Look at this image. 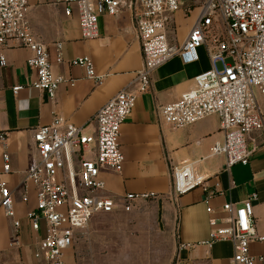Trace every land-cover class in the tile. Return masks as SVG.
<instances>
[{
  "label": "crops",
  "instance_id": "0c3cea01",
  "mask_svg": "<svg viewBox=\"0 0 264 264\" xmlns=\"http://www.w3.org/2000/svg\"><path fill=\"white\" fill-rule=\"evenodd\" d=\"M66 9L59 0H29L28 19L33 31L49 50L54 74L68 81L60 86L54 101L29 87L17 95L13 93V87L26 86L36 79L28 65L32 56L28 48L11 41L0 53L7 61L6 67H0V136L6 137L5 144L0 141V183L6 182L13 192L21 222L17 232L13 221L0 209V264H40L33 251L41 234L32 231L27 219V212L36 203L32 187L30 202L23 203L21 198L28 169L38 157L35 129L62 117L92 133L97 112L123 89H133L136 74L143 67L131 11L102 16L99 37L88 40L83 37L76 8L71 15ZM183 10L176 16H182ZM198 13L199 8L183 39L175 42L168 36L171 44H183ZM58 43L63 45L62 63L56 61ZM213 48L211 43L201 47L198 61L190 64L174 57L153 73L149 93L138 97L134 111L121 128L123 171L102 174L105 194L119 205L112 213L97 214L91 220L85 235L68 249L66 264H106L109 247L150 248L153 255L146 258L149 264H230L235 253L230 242L202 243L209 240L211 218L221 220L226 216L222 211L226 203L241 206L254 194L258 198L254 202V224L257 233L264 236V133L252 135L258 148L249 164L228 169L224 156H212L214 144L224 138L219 117L210 116L183 129L162 124L161 109L192 89L198 75L213 68L209 54ZM83 56L90 57L96 73L105 78L101 85L88 79L85 69L70 65L71 60ZM4 155L9 156L8 173L4 172ZM183 163H193L194 173L206 179L211 190L219 187L220 192L208 204L207 192L202 188L179 197L173 195L172 169ZM145 193L155 197L133 202L130 211L124 209L125 195ZM208 207L213 209L212 215ZM107 220L113 221L117 239L108 240L104 235ZM180 244L191 247L179 251ZM250 252L255 264H264V242H252ZM119 254L121 257L122 251Z\"/></svg>",
  "mask_w": 264,
  "mask_h": 264
},
{
  "label": "built area",
  "instance_id": "2783aa9c",
  "mask_svg": "<svg viewBox=\"0 0 264 264\" xmlns=\"http://www.w3.org/2000/svg\"><path fill=\"white\" fill-rule=\"evenodd\" d=\"M186 0H59L71 15L73 7L85 39L99 37V20L104 15L132 13L137 37L143 53V67L136 74L133 89L125 88L95 115V130L87 133L62 117L34 131L38 157L31 163L23 183V203L35 193V207L27 212L31 229L41 238L35 244L34 259L40 264H66L65 256L74 242L84 236L97 214L112 213L118 201L107 196L102 174L121 173L125 156L119 138L121 128L135 109L139 96L149 93L152 75L161 66L179 56L185 64L198 61V50L211 43L209 52L213 68L195 78V86L161 109L162 124L172 129L190 127L210 116L221 121L224 138L212 148V156H224L226 167L248 165L258 146L252 135L264 133V0H205L199 5L197 19L182 45L171 44L168 25L182 10ZM29 0H0V53L9 42L28 48L32 56L29 67L36 79L26 85L13 87V93L26 87L43 92L54 101L59 88L68 81L56 76L46 45L37 37L28 19ZM191 9L188 10L190 13ZM219 16L224 26L221 36L211 35L214 20ZM57 63L64 61L63 45L57 46ZM7 65L0 55V67ZM71 66L85 69L88 79L101 85L105 78L96 73L88 56L70 61ZM74 86L73 81L70 82ZM5 144L6 137L0 136ZM249 142L253 147L249 148ZM86 155L90 156L89 158ZM10 171L9 156L4 155V172ZM202 188L207 192L205 202L220 192L211 190L206 179L194 173L193 163L173 166L172 191L179 197ZM153 193L127 194L122 198L124 209L138 200H150ZM251 195L241 206L226 203V216L211 218V233L204 245L230 242L234 257L230 264H255L250 245L264 242L254 224V202ZM0 209L13 221L18 232L15 196L6 182L0 183ZM210 215L214 213L208 207ZM14 246V244H13ZM191 247L180 244L179 251ZM175 264H180L179 262Z\"/></svg>",
  "mask_w": 264,
  "mask_h": 264
},
{
  "label": "rangeland",
  "instance_id": "374dc122",
  "mask_svg": "<svg viewBox=\"0 0 264 264\" xmlns=\"http://www.w3.org/2000/svg\"><path fill=\"white\" fill-rule=\"evenodd\" d=\"M205 0H186L185 5L183 4L182 9H184V13L182 16L178 17L176 14L174 15V20L169 23L168 25V36L169 38H173V40L176 42L178 40L183 39V37L186 35L187 31L189 30L190 22L193 19V16L195 15L197 9L199 8L200 4H203ZM190 13L188 10H190ZM214 26L212 27L211 35H218L221 36L224 33V26L222 24V20L220 19L219 16L216 17L214 20ZM258 98L260 99V96L258 95ZM262 103V98L260 100ZM87 158L90 156L86 155ZM109 221V220H107ZM114 223L113 221H109L106 223L105 228L106 232L104 235L108 237V240L111 239H117L118 238V232L114 229ZM122 251V255L120 257V252ZM107 263L106 264H149L146 260L150 259L151 255H153V251H151L150 248H125V249H120L118 247L115 248H107ZM123 257V263H120V259ZM135 262H130V261H135ZM129 261V263L127 262ZM161 264H166V262H163Z\"/></svg>",
  "mask_w": 264,
  "mask_h": 264
}]
</instances>
